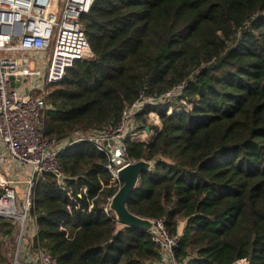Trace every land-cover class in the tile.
Masks as SVG:
<instances>
[{
	"label": "trees",
	"instance_id": "1",
	"mask_svg": "<svg viewBox=\"0 0 264 264\" xmlns=\"http://www.w3.org/2000/svg\"><path fill=\"white\" fill-rule=\"evenodd\" d=\"M81 23L93 56L49 87L45 136L116 126L136 99L181 86L135 115L155 134L127 139L129 157L155 165L129 209L182 233L181 264H264V0H94ZM107 162L89 141L60 151L64 188L50 172L36 182L34 248L59 264L159 259L151 233L105 212L117 191ZM18 233L0 216V264H12Z\"/></svg>",
	"mask_w": 264,
	"mask_h": 264
},
{
	"label": "built area",
	"instance_id": "2",
	"mask_svg": "<svg viewBox=\"0 0 264 264\" xmlns=\"http://www.w3.org/2000/svg\"><path fill=\"white\" fill-rule=\"evenodd\" d=\"M94 0H0V167L8 166L14 175L22 166L27 179H15L0 170V216L18 222L12 264H59L47 250L33 242L37 220L33 215L36 182L45 172L55 174L64 188L58 154L80 141L93 143L108 159L112 180L106 187L122 185L119 170L130 162L127 139L148 142L155 134L139 128L135 115L145 105L169 98H139L128 105L116 126L77 133L60 142L44 133L50 109L49 87L62 81L69 68L79 60L92 58L81 16L90 10ZM48 66L44 71L45 62ZM153 116L157 114H152ZM152 135V136H151ZM151 136V137H150ZM28 169L27 171L25 170ZM24 182L22 210L17 204L15 183ZM70 194V192H69ZM111 198H109L110 202ZM109 202L105 212H109ZM94 207V201L90 209ZM154 220V219H153ZM157 232L149 231L158 246L160 257L148 264H181L175 251L182 233H169L165 220H154ZM219 264V263H214ZM230 264H249L239 258Z\"/></svg>",
	"mask_w": 264,
	"mask_h": 264
},
{
	"label": "water",
	"instance_id": "3",
	"mask_svg": "<svg viewBox=\"0 0 264 264\" xmlns=\"http://www.w3.org/2000/svg\"><path fill=\"white\" fill-rule=\"evenodd\" d=\"M154 165V161L140 159L128 163L119 170L118 177L122 181V185L117 189L109 202V210L114 213L116 221L119 224L133 226L148 232H157L153 219L138 216L129 209V203L133 199L141 175L151 170Z\"/></svg>",
	"mask_w": 264,
	"mask_h": 264
},
{
	"label": "rangeland",
	"instance_id": "4",
	"mask_svg": "<svg viewBox=\"0 0 264 264\" xmlns=\"http://www.w3.org/2000/svg\"><path fill=\"white\" fill-rule=\"evenodd\" d=\"M47 66H48V62H47V60H46V62H45V66H44V71L46 70V68H47ZM151 123H153L154 124V122L153 121H151ZM152 136V135H151ZM150 136V137H151ZM0 170H2L6 175H12V177H15V179H19V178H22V179H27V175H25L24 174V171H23V168H22V166H19V168H18V174H16V175H14L13 176V174L11 173V169L8 167V166H2V167H0ZM25 170L27 171L28 169H26L25 168ZM15 187H16V189H17V193H18V199H17V204H18V207H19V209L20 210H22V204H23V193H24V188H26V186H25V183L24 182H21V183H15ZM184 224V222H181V227H182V225ZM10 242H12L11 243V245H14V240H11ZM10 244V243H9ZM14 248L15 247H13L12 246V249L14 250Z\"/></svg>",
	"mask_w": 264,
	"mask_h": 264
}]
</instances>
